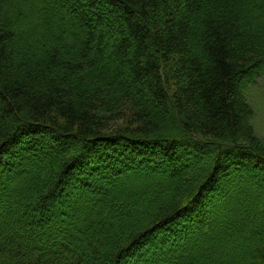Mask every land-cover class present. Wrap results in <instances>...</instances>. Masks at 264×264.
<instances>
[{
	"label": "trees",
	"instance_id": "16d2710c",
	"mask_svg": "<svg viewBox=\"0 0 264 264\" xmlns=\"http://www.w3.org/2000/svg\"><path fill=\"white\" fill-rule=\"evenodd\" d=\"M264 0H0V264H264Z\"/></svg>",
	"mask_w": 264,
	"mask_h": 264
},
{
	"label": "rangeland",
	"instance_id": "374dc122",
	"mask_svg": "<svg viewBox=\"0 0 264 264\" xmlns=\"http://www.w3.org/2000/svg\"><path fill=\"white\" fill-rule=\"evenodd\" d=\"M247 97L253 106V125L259 139L264 142V73L252 84Z\"/></svg>",
	"mask_w": 264,
	"mask_h": 264
}]
</instances>
